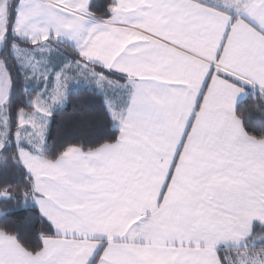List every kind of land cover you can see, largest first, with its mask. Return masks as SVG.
Returning a JSON list of instances; mask_svg holds the SVG:
<instances>
[{"label": "snow or ice", "instance_id": "6c2138e0", "mask_svg": "<svg viewBox=\"0 0 264 264\" xmlns=\"http://www.w3.org/2000/svg\"><path fill=\"white\" fill-rule=\"evenodd\" d=\"M0 264H264V0H0Z\"/></svg>", "mask_w": 264, "mask_h": 264}, {"label": "trees", "instance_id": "16d2710c", "mask_svg": "<svg viewBox=\"0 0 264 264\" xmlns=\"http://www.w3.org/2000/svg\"><path fill=\"white\" fill-rule=\"evenodd\" d=\"M73 105L80 107H86L89 111H98L99 104L95 97H92L83 90L74 94ZM73 105H69L67 110L58 113L51 125V135L52 140L49 143L58 142L62 139H88L95 132L94 122H78L71 119L73 112ZM37 212L32 210L30 212L22 211L14 218L16 224L22 230H35L39 228V223L36 221L35 217Z\"/></svg>", "mask_w": 264, "mask_h": 264}]
</instances>
